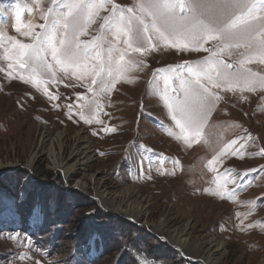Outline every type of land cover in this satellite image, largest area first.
Wrapping results in <instances>:
<instances>
[{"label":"rangeland","instance_id":"obj_1","mask_svg":"<svg viewBox=\"0 0 264 264\" xmlns=\"http://www.w3.org/2000/svg\"><path fill=\"white\" fill-rule=\"evenodd\" d=\"M254 2L249 23L258 29L264 25V0ZM113 3L136 10L137 0ZM54 7L58 4L53 0H0V220L5 219L0 224V264H206L201 253L177 247L157 228L165 218L170 230L189 224L192 242L200 237L222 242L224 254L217 264L264 260V88L249 91L243 81L222 80L209 67L213 82H201L222 98L208 106L201 136L192 139L189 133L186 141L177 138L180 129L163 102V73L154 75L164 69L173 78L168 91L179 93L177 72L184 79L189 75L186 69L169 71L170 65L203 64L216 53L215 60L232 65L230 72L242 67L264 76V63L243 38L207 40L199 50L195 43L180 50L150 32V40L132 41L133 48L146 51L134 52L124 43L128 37L117 35L111 21L105 23L113 9L108 3L79 40L102 37L105 57L108 48L115 49L113 70L119 71L114 87L99 92L90 73L58 65L51 55V71L33 74L16 64L9 69L14 63L4 58V48L11 49L9 38L32 43L39 25L52 18L46 21L44 14ZM249 56L254 58L249 61ZM87 63L99 61L90 57ZM21 75H35L40 83L25 82ZM61 131L68 165L83 156L74 155L78 133L93 149L86 167L76 166L70 176L53 168L49 154L51 140ZM56 149L62 152L59 145ZM225 169L231 170L227 183L221 175ZM78 180L88 185L74 187ZM130 186L147 206L146 216L135 219L108 206L95 190L119 193Z\"/></svg>","mask_w":264,"mask_h":264},{"label":"snow or ice","instance_id":"obj_2","mask_svg":"<svg viewBox=\"0 0 264 264\" xmlns=\"http://www.w3.org/2000/svg\"><path fill=\"white\" fill-rule=\"evenodd\" d=\"M108 3L113 4V9L112 15L105 17V23L111 21L117 35L128 37L124 43L134 52L146 51L144 48H133L132 41L150 40V32L166 45L180 50H187L192 43L198 45L196 50H199L207 40L233 41L243 38L244 46L252 49L255 58L264 63V25L257 29L249 23L256 11L254 0H137L136 10L133 8L125 10L115 5L113 0H53V4H58V7L49 8L44 14L46 21L49 15L52 18L47 23L39 25L41 31L33 35L32 43H22L9 38L11 49L4 48V58L14 63H9L8 68L12 69L16 64L19 69H27L33 74L41 70L51 71L53 66L47 60V56L51 55L52 60L58 65L65 68L75 66L90 73L91 82L93 85L98 84L99 92L108 91L110 87H114L116 72L119 71V68L113 70L114 64L117 63L113 56L115 49L108 48L105 57L100 43L102 37H94L91 41L79 40V36L83 35L87 26L93 22L97 10ZM16 16L17 19L20 18L19 10ZM146 17L150 18V22L146 21ZM101 27L103 28V25ZM61 29L62 35L59 34ZM30 34L31 31L25 32V35ZM2 41L3 35L0 33V47H3ZM229 46L228 43L224 45ZM92 53H95V56H92ZM215 55L216 53H212L210 57H206L203 64L184 62L168 66V70L173 72L186 69L189 75L188 79H184L177 72L176 78L180 80L179 93L176 88H172L171 93L168 91L173 78L167 75L164 69H158L154 73V75L163 73L165 90L162 99L180 129L181 136H177L178 139L182 137L187 141L189 133L192 139L199 138L208 106L222 98L206 87V83L213 82L208 74L209 67L215 68L217 76L222 80L243 81L249 91H255L257 85L264 88V76L242 67L236 72H230L228 69H231L232 65L215 60ZM90 57L99 63L90 66L87 63ZM253 58L249 56L247 60ZM119 59L123 61V54ZM244 63L245 60L240 61L241 66ZM221 68L224 71H221ZM104 73L111 79L106 80L102 75ZM20 78L34 85L40 83L35 75L29 77L21 75ZM202 80L206 83H202ZM89 91L95 93L96 90L89 87ZM49 98L55 99L54 96ZM223 154H226V150L221 155ZM261 154L264 155V150ZM218 160L219 156L214 157L209 163ZM221 175L225 177V183L232 178L230 169H225ZM234 191L235 189L228 195L231 196Z\"/></svg>","mask_w":264,"mask_h":264},{"label":"bare ground","instance_id":"obj_3","mask_svg":"<svg viewBox=\"0 0 264 264\" xmlns=\"http://www.w3.org/2000/svg\"><path fill=\"white\" fill-rule=\"evenodd\" d=\"M46 136H44L45 139ZM50 139V138H49ZM51 147L49 149L50 157L52 158L53 168L60 169L64 171L67 175H72L71 173L76 169V166L81 165L86 167L89 161L92 158V145L89 141H87L80 133L76 135L75 141V151L74 155L78 153H83V156L80 160H78L75 164L68 165L63 160V148L65 144V133L59 132L55 138L51 140ZM56 145H59V148L62 149V152H58L56 149ZM36 156L31 158L29 165H32ZM96 185L100 186L101 182L96 179L94 180ZM88 185V181L78 180L75 183L74 187L84 188ZM101 187H96V193L100 197V199L105 202L108 206L114 207V209H118V211L125 212V214L129 215L132 218H140L143 215L147 214V206L142 204L140 200L137 199V190L130 186L125 188L119 193H113L108 191L107 189H102ZM0 195L3 197L4 194L0 192ZM7 206V204H6ZM149 212V211H148ZM4 218H1L0 224L4 223ZM167 218L162 219L158 224L157 228L161 230L166 238L172 241L177 247L184 249L189 248L194 253L203 255V260L206 264H217L221 260L224 252V244L222 242L208 241L203 237H200L198 240L191 241L192 232L190 229V225L187 224L184 228H176L174 230L167 229ZM259 264H264V260H262Z\"/></svg>","mask_w":264,"mask_h":264}]
</instances>
